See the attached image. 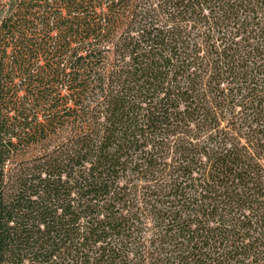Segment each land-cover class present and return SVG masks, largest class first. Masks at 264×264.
Wrapping results in <instances>:
<instances>
[{"label":"trees","instance_id":"trees-1","mask_svg":"<svg viewBox=\"0 0 264 264\" xmlns=\"http://www.w3.org/2000/svg\"><path fill=\"white\" fill-rule=\"evenodd\" d=\"M0 264H264V0H0Z\"/></svg>","mask_w":264,"mask_h":264}]
</instances>
